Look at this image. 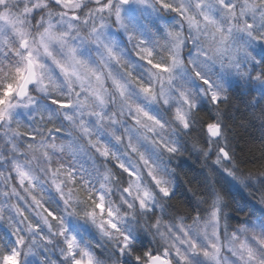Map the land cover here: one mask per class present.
Masks as SVG:
<instances>
[{
    "label": "snow or ice",
    "instance_id": "obj_1",
    "mask_svg": "<svg viewBox=\"0 0 264 264\" xmlns=\"http://www.w3.org/2000/svg\"><path fill=\"white\" fill-rule=\"evenodd\" d=\"M134 8L173 22L149 43L129 24ZM113 29L124 32L141 70L129 67ZM77 41L94 45L97 57L85 59ZM190 62L218 63L259 89L257 118L264 121V0H0V223L11 237L0 238V264H126V257L133 264H264V218L250 219V206L219 186L212 167L264 206V161L256 171L241 168L226 133L230 96L223 80L198 70V89L177 86V69ZM34 91L48 108L36 102ZM198 96L216 115L201 124L193 145L209 178L188 188L194 199L188 205L174 199L172 181L141 144L174 156L179 147L170 131L192 130L188 113ZM150 105L171 111L161 117ZM125 121L133 127L118 129ZM73 131L102 161L117 158L114 145H124L123 155L135 159L116 167L125 206H135L150 222L149 247L139 249L115 222L117 211L107 202L114 186L103 174L100 188L84 195L93 206L88 216L95 223L99 213L97 229L108 244L80 240L65 227L59 205L35 194L43 173L53 183L64 178L56 187L69 184L68 199L83 192L76 187L83 177L78 180L62 159L77 150L65 139ZM133 187L134 205L128 202ZM104 247L108 254L101 256L97 249Z\"/></svg>",
    "mask_w": 264,
    "mask_h": 264
},
{
    "label": "clouds",
    "instance_id": "obj_2",
    "mask_svg": "<svg viewBox=\"0 0 264 264\" xmlns=\"http://www.w3.org/2000/svg\"><path fill=\"white\" fill-rule=\"evenodd\" d=\"M128 15L129 24L149 43H152V35L158 33L162 25L173 22L172 20L153 13L150 9L134 8ZM112 31L113 38L117 40L121 50H124L125 48L127 49L125 51V56L129 61V67L133 71H139L140 66L138 68L137 62L133 61L131 58L134 56L132 54V47L127 43L124 32H116L115 29ZM77 44L80 46L82 56L85 59L94 60V58L97 57L98 53L94 45L87 43L81 45L79 41H77ZM259 54L260 53H257V55ZM198 70L214 80L217 78L223 80L224 86L230 96V101L226 109H229L230 106H236L240 109L238 114H235L234 112L226 113V109L224 110L223 115L226 121V133L229 139L232 141L238 131H252L259 134L261 145L264 144V121L257 118L262 107L261 100L259 99L261 97L260 90L256 89L253 91L235 72L222 68L218 63H209L204 66L194 62L187 63L185 67L177 69V86H188L193 89V91L198 89L199 84L194 76V73ZM33 95L39 105L44 108L49 107L45 104V100L40 92L34 91ZM204 100L207 99L203 96L194 97V102L197 107L188 113L189 122L192 124V130L177 128L175 131H170L172 140H174L179 147V151L174 156H169L167 153H160L158 148H154L147 143L141 144V149L145 154L151 158L153 163L166 173L167 177L172 181L174 199L182 202L184 201L179 198L181 193L177 189V176L181 179L185 176L184 172L181 170L183 167L182 160L185 158L190 159L195 164L197 159H199L200 164L198 166H205L201 165L202 159L193 145L198 142L202 135L201 124L207 120L208 117L215 116L216 110L214 106L207 101L210 106L211 114L209 115V113L205 112L203 107ZM162 111L170 112L171 110L165 109ZM24 114L27 115V110L24 111ZM126 115L127 112L125 111V116ZM227 115H230L231 119H227ZM85 118L87 119V117ZM57 119L59 120V116H57ZM121 119L123 120L124 117ZM172 122L173 121L169 119L170 126ZM61 123L63 125L64 122ZM122 127L132 128L133 125L127 121H125L123 125H117L118 129L122 130ZM98 131L101 136L105 135L104 130L101 129ZM65 139L67 142L76 145L77 150L75 152L66 153L62 159H64L66 164L70 163L76 170L75 175L78 180L80 177H83L80 184L76 186L78 189L83 188V192L73 191L71 199H68L71 186L64 183L59 191L56 187V184L60 183L64 178L57 177L56 183H53V178L48 173H43L42 177L36 181L37 189L34 190L35 194L47 203L59 205L58 210L64 217L65 227L70 228V223L76 221L81 227L94 230L99 235L100 241L104 244H108L109 241H107L97 229V224L101 222L99 213L97 212L95 223L88 216V212L93 210V206L84 195V193L89 190L100 188L103 174V176L110 178L105 182L114 186L112 188V194L107 195V202L113 210L117 211V215L114 217L115 222L119 225L121 230L130 232L136 243L144 236L151 241L152 237L148 233L150 222L145 217V214L142 212L138 213L135 206L126 207L124 203V185L118 179V176L121 175V173L116 165L124 161L129 163L136 162L134 158L123 155L125 151L124 145H114L117 158L105 162L102 161L98 154L93 151L92 147H89L86 144V137L78 139L77 133L73 131L72 135ZM65 170L67 171L68 169L66 168ZM88 182H91L90 185ZM25 195H27V193H25ZM136 195L137 191L133 187L131 193L128 195V202L133 203L134 205L133 198ZM116 197H119V199H116ZM64 200H68V202L64 203ZM236 200L239 201L238 199ZM252 202L253 205L249 208L251 213L249 218L253 220L264 218V206L256 204L254 201ZM24 203L27 205L30 201H25ZM162 204L166 206L167 202H162ZM29 214H31V209L29 210ZM4 231H8L7 225L5 223H0V238H3L2 233Z\"/></svg>",
    "mask_w": 264,
    "mask_h": 264
},
{
    "label": "trees",
    "instance_id": "obj_3",
    "mask_svg": "<svg viewBox=\"0 0 264 264\" xmlns=\"http://www.w3.org/2000/svg\"><path fill=\"white\" fill-rule=\"evenodd\" d=\"M239 110V107L230 106L229 109H226V113L234 112L238 114ZM204 111L210 115V106H205ZM226 118L231 119V116L227 115ZM232 147L237 157L242 160L241 168L245 172L249 170L256 171L260 167L261 162L264 161V155L261 154V141L258 133L252 131H238L237 135L232 139ZM199 164V159H197L195 164L190 159H183V167L181 170L184 172L185 176L182 177V179L177 176V189L181 193L179 198L188 205H194V199L192 194L188 191V188L198 187L199 185L202 186L209 178L208 166H206L203 160L201 161V165L205 166H198ZM212 167L214 169V178L218 181L219 186L225 188L231 197L238 199L241 203H246L250 207L253 205L246 191L218 171L215 166ZM187 181L191 182V184H188ZM2 235L4 238L10 239L6 231H4ZM150 245L151 242L147 237H143L137 242V247L139 249L147 248ZM125 261L126 264H133L131 258L126 257Z\"/></svg>",
    "mask_w": 264,
    "mask_h": 264
},
{
    "label": "rangeland",
    "instance_id": "obj_4",
    "mask_svg": "<svg viewBox=\"0 0 264 264\" xmlns=\"http://www.w3.org/2000/svg\"><path fill=\"white\" fill-rule=\"evenodd\" d=\"M168 19L171 20L170 17ZM125 43H126V41H125ZM131 58L133 59V61L137 62L138 68H139L140 62L134 56H132ZM139 70H141V69L139 68ZM205 106H209L208 103H207V100L203 101V107H205ZM149 107L155 114H157V115H159L161 117L164 116V112L160 109L159 106L150 105ZM216 169H218V168H216ZM218 171L223 173L220 169H218ZM69 229H70V231L72 233L77 235V237L80 240H82V241L91 242L92 244H97V243L100 242L99 235L94 230H91V229H88V228H83L76 221H72L70 223V228ZM6 232H7L8 238L11 239L10 234L8 233V231H6ZM144 237H146V236H144ZM97 253L99 255H101V256H106L108 254V249L106 247L99 248V249H97Z\"/></svg>",
    "mask_w": 264,
    "mask_h": 264
}]
</instances>
